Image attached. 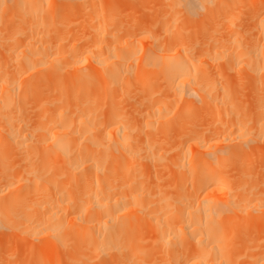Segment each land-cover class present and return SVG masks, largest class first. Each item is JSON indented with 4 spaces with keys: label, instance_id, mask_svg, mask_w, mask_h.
Segmentation results:
<instances>
[{
    "label": "bare ground",
    "instance_id": "1",
    "mask_svg": "<svg viewBox=\"0 0 264 264\" xmlns=\"http://www.w3.org/2000/svg\"><path fill=\"white\" fill-rule=\"evenodd\" d=\"M124 1L0 0L1 239L22 231L58 258L84 234L94 264H264V193L226 170L259 162L264 93L248 109L208 87L227 71L264 85V0H143L158 10L141 20ZM185 93L209 124L189 107L173 127L169 100ZM161 161L182 166L172 190L152 181ZM239 221L252 228L237 256Z\"/></svg>",
    "mask_w": 264,
    "mask_h": 264
},
{
    "label": "rangeland",
    "instance_id": "2",
    "mask_svg": "<svg viewBox=\"0 0 264 264\" xmlns=\"http://www.w3.org/2000/svg\"><path fill=\"white\" fill-rule=\"evenodd\" d=\"M129 0H127V2H128ZM134 2H135V0H133ZM139 1H141L142 3H144V1L143 0H138L137 1V5L135 6V4L134 5H130L131 4V2L132 1H130V3H128V5H130V7L128 6V11H129V13H132V11H131V9L130 8H132L134 11H133V14H134V12H135V10L136 9H134L133 7H135V8H137V7H139V8H137L138 10H136L137 11V13L136 14H134V15H131V17L129 16V14H128V12H127V9H126V11H124L125 10V8L127 7L126 6V4H125V6L126 7H124V9H123V7H122V10L124 11V13L125 14H128V16L130 17V18H132L133 16H136L135 18L136 19H139V18H142V19H144L143 17H145V19L147 18V17H149V18H151V17H153V16H155L156 15V13L154 12V10L155 11H157L158 9H156V8H153L152 10H151V12L149 11V10H146V9H149V8H151V5L152 4H150V6H149V3H151V2H149V1H147L146 2V4L148 3V7H144V5H145V3H144V5L142 6V3L141 2H139ZM123 2V1H122ZM127 2H125L124 1V3H127ZM124 3H120L121 5H123ZM133 3V2H132ZM141 4V5H140ZM124 6V5H123ZM62 7V6H61ZM60 7V8H61ZM144 7V8H143ZM146 8V9H145ZM62 9H64V7L63 8H61V11H65V10H62ZM139 11V12H138ZM144 12V13H143ZM63 13H65V14H63L64 16L65 15H68V13L67 12H63ZM142 13V14H141ZM152 14V15H151ZM70 15V14H69ZM68 15V17L67 18H72L73 16H72V14H71V16H69ZM127 16V17H128ZM79 17V16H78ZM78 17H74V20L75 21H73V22H76L77 23V21H79L80 22V20H78L79 18ZM62 18V17H61ZM61 18H59V19H61ZM70 18V19H71ZM75 18H77V19H75ZM134 18V17H133ZM134 18V19H135ZM65 20V19H64ZM68 22H70L71 20H68V19H66ZM66 20L64 21V22H66ZM73 20V19H72ZM139 20H141V19H139ZM199 20H200V16L199 15H197V16H194V24L196 25V27H197V22H199ZM68 22H66V24L68 23ZM82 22V21H81ZM80 22V23H81ZM71 23H72V21H71ZM69 23V24H67V26L66 27H68L69 29L71 28V30H72V32H74V30L73 29H80V28H77L78 27V25H82V24H78L77 25V27H75L74 26V24L75 23ZM242 24H248V22H244V23H242ZM74 26V27H73ZM73 27V28H72ZM80 27H82V26H80ZM76 31V30H75ZM79 31V30H78ZM77 32V31H76ZM75 32V33H76ZM225 33H226V31H225ZM153 35H154V33H152ZM152 38H153V36H152ZM145 44H148V42H144ZM242 71H239L238 72V74H239V78H236L235 77V75H234V72L233 71H227L226 73H225V75L223 76V77H217L216 78V80H214V81H212L211 82V84H210V86H208L210 89H211V91H212V93L213 94H217L218 96H219V98L220 99H226V98H228V94H230L229 93V91L228 90H232L233 92H236L235 93V96H236V98H238L239 99V101H240V98H242V100L246 103V106L248 107V109H252V107L254 106V103H255V100L256 99H258L260 96H262L261 94L262 93H264V85H262V84H260L259 83V85H257V86H254V84H247V83H245V82H243V83H240V82H242V81H244L243 80V78L241 77V75L243 74V73H241ZM259 74L261 75L262 74V72H259ZM226 79H228L229 81H227ZM236 82V83H235ZM228 83V84H227ZM245 83V84H244ZM229 84H235L234 86H231V85H229ZM228 85H229V87H228ZM263 91V92H262ZM165 92H168V93H170L169 91H165ZM264 95V94H263ZM241 100V101H242ZM188 101H193L192 103H188ZM240 101V102H241ZM238 102V101H237ZM240 102H238V104H240ZM125 105V104H124ZM168 106H170L171 107V114H170V120H171V124L173 125V127L175 128V129H178L179 127H180V123H182V122H186V119H187V116H186V118L185 119H183V118H181V119H179V120H177V115H178V113H185L186 111H188V109H189V107H190V115H191V118H193L195 121L196 120H199L201 117H204L205 115H202L201 114V110H202V106H201V98H200V95H196V96H190L188 93H185V95H184V97L182 98L181 97V95L180 94H177V95H174L173 96V98L172 99H170L169 100V105ZM126 107V106H125ZM128 108V107H127ZM176 108V112H174V109ZM240 109H239V107H236V111H239ZM250 112L249 111H247V112H242V117H244V116H248V114H249ZM208 116V115H207ZM207 116H205L203 119H204V122H203V124L204 125H207V123L209 124L210 122H211V120H210V118H212L211 116H210V118H209V120H210V122H208V117ZM227 116L228 115H223L222 116V119L224 120V119H226L227 118ZM247 118V117H246ZM175 132V131H174ZM175 134H176V132H175ZM174 133H172L171 135L174 137V135H175ZM170 138H171V136H169ZM172 137V138H173ZM171 138V139H172ZM169 139V138H168ZM264 140V139H263ZM250 148H251V152H254L255 154L256 153H262L261 154V157H262V155H264V153L262 152V151H264V142H261V143H259L258 145H253V143H250ZM246 147H248V146H246ZM189 149V147L187 146L186 147V150H188ZM193 151H197L198 152V150H195V149H193ZM190 151H188V152H186V153H189ZM172 153V152H171ZM259 158V162H256L255 164H254V168H251V170H250V172L251 173H247L246 175H243L244 174V170L242 169V168H238V167H235V166H232V167H228L226 170H227V173H228V175H232L233 177L232 178H234V181L235 182H238V183H243V184H247L248 186H253L254 188H256V189H258L260 192H262V193H264V161H262L261 159H264V157H262V158ZM15 166V168L14 169H16V167L18 166V165H14ZM13 165H11L10 166V168H12V171H14V169H13V167H14ZM20 167V166H19ZM19 167H17V171L18 170H20V169H18ZM188 167H189V163H188V161H187V159H186V168L188 169ZM21 168V167H20ZM182 168V166H180L179 168L176 166V165H173V164H171L169 161H161V162H158V169L156 170V168L153 170V175H152V177H154V178H152V181L154 180V182H155V180H156V184L157 185H159L158 187H160V188H162V189H167V190H172L173 189V176H174V173L177 171V170H180ZM9 171L10 172H12L11 171V169H8V173H9ZM242 172H243V174H242ZM233 173H235L234 175H233ZM237 173L240 175H237ZM65 177V176H64ZM64 177H62L61 178V180L63 181V179H64ZM65 178H67V177H65ZM69 178V177H68ZM60 179V178H59ZM59 182H60V185H62V184H65V185H67V186H70V184L68 185V184H66V183H68L69 182V180L67 181V179L65 180V183L64 182H62V181H60V180H58ZM73 181H75V180H73ZM73 181H72V183H73ZM76 182H78L77 180H76ZM75 182V183H76ZM181 183H183V180H181L180 181ZM62 183V184H61ZM70 183V182H69ZM59 184V183H58ZM74 184V183H73ZM72 185V184H71ZM74 185H76V184H74ZM73 185V186H74ZM77 185H78V183H77ZM77 185H76V188H77ZM80 185H82V183L80 184ZM64 186V185H63ZM67 186H65V187H67ZM58 187H60V186H58ZM72 187V186H71ZM80 188H82V186H80ZM69 189L70 190H74L73 188L71 189L70 187H69ZM69 189H67V191L69 190ZM78 190V189H77ZM78 192V191H77ZM240 222V221H239ZM241 224H243V223H241L240 222V224L238 223V226L239 227H237V225H236V227L234 226L233 228L232 227H229V229H227L226 230V232L228 231V240L230 239V244H231V242L232 241H235L236 239V242L234 243V242H232V244H231V246H233L234 247V249L236 250L234 253H236V255L238 254L239 255V253L240 252H238V250H241V248H242V245H241V240L242 239H240V238H242V236L244 235V233L246 232V231H248V229L249 228H252V227H248V224H246L247 226H244L243 228H241V226H243V225H241ZM245 224V223H244ZM248 229H247V228ZM72 228V227H71ZM241 229V231H239L238 229ZM231 229V230H230ZM238 230V231H237ZM244 230V231H243ZM250 230V229H249ZM5 231V230H4ZM3 231V235H2V239H1V237H0V264H38L39 262H40V260H39V258H40V256L42 255V252H43V256H41V260H42V257H44L45 258V256H46V258H45V260H46V262L47 261H49V263L48 264H69L68 263V261H70L69 259L71 258H76L77 257V254L79 253L80 254V256H79V254H78V256L81 258V254L84 256V255H86L90 250H89V248L87 249L86 248V240H85V238H82L83 239V241L81 242L80 240L81 239H79L80 237H83L84 236V234L83 235H81V234H79V233H77V235H81L80 237L78 236V237H76L77 238V240L79 241V245H78V241H76L75 242V240H74V238H75V236H74V238H73V236H69V235H72L73 233L72 232H70L69 234H67V245H64L65 247L66 246H68V247H66V250L64 249V246H61V241L59 240L58 241V258L56 257V256H53L52 254H50V252L48 251V249H47V251H46V246H44V243H43V245L42 246H40V243H41V240H42V238H41V240L40 241H38V238H36V237H34V238H32V237H27V236H25V234H23L22 233V231L21 232H14L13 230H6L5 232ZM69 231H73V229L72 230H69ZM76 231V230H75ZM232 231V232H231ZM74 232V231H73ZM236 232H239V233H236ZM72 233V234H71ZM231 233V236H232V234L233 233H236L235 235L233 234V236L232 237H229L230 234ZM15 236H14V235ZM74 234H75V232H74ZM237 235H238V237H237ZM241 235V236H240ZM12 236H14V238L16 237V239L14 240V238H12ZM240 236V237H239ZM9 237H11L12 239V241H10V242H12L11 243V245H10V242H9V244H7L8 245V247H7V245H6V240L9 238ZM85 237V236H84ZM232 238V239H231ZM238 238H239V240H238ZM31 239H37V240H31ZM233 239H235V240H233ZM9 240V239H8ZM8 240H7V242H8ZM13 240H14V243H13ZM73 240V241H72ZM85 240V241H84ZM240 241V242H239ZM45 242V241H44ZM81 242V243H80ZM69 243V244H68ZM75 243H76V246H75ZM84 243V244H83ZM235 244V245H234ZM45 245H46V243H45ZM83 245H85V247L83 246ZM10 246V247H9ZM43 246H44V248H43ZM73 246V247H72ZM236 246V247H235ZM13 247V248H12ZM15 247H17V248H15ZM44 249H42V248ZM63 247V248H62ZM241 247V248H240ZM20 248V249H19ZM74 248V249H73ZM239 248V249H238ZM16 250V251H13V250ZM88 251L86 254H84L85 253V251L86 250ZM18 250H20L19 252H17ZM74 250H76L77 251V253L74 251ZM82 250V251H81ZM12 251H13V254H12ZM15 252V253H14ZM83 252V253H82ZM90 253H91V251H90ZM92 254V253H91ZM90 254V255H91ZM49 255H50V257H49ZM89 255V254H88ZM88 255H86V256H84V260L82 259V261L84 262V264H92L91 262H93V264L94 263H96V262H94V260H96L95 258L96 257H92L93 255H91V257L93 258L92 260H87L86 258H87V256ZM235 255V256H236ZM237 255V256H238ZM72 256V257H71ZM76 256V257H75ZM31 257V258H30ZM37 257V258H36ZM49 259H48V258ZM70 257V258H69ZM78 257V258H79ZM90 257V256H89ZM88 257V258H89ZM28 258H30L31 259V261L29 262V260H28ZM33 258V259H32ZM78 258H76V259H78ZM98 258V257H97ZM100 258V259H99ZM97 260L99 261V264H105L104 262H106V261H104V258L103 257H99ZM241 258V257H240ZM38 261H37V260ZM58 259V260H57ZM236 259V258H235ZM237 259H238V257H237ZM73 260V259H72ZM87 260V261H86ZM239 260V259H238ZM43 261V263H46L44 260H42ZM42 261H41V263H42ZM55 261V262H54ZM67 261V262H66ZM77 263H76V262ZM91 261V262H90ZM241 261H242V258H241ZM53 262V263H52ZM71 262V261H70ZM81 262V260L80 261H77V260H74V261H72L71 263L72 264H82V263H80ZM46 263V264H47ZM70 263V264H71ZM40 264V263H39Z\"/></svg>",
    "mask_w": 264,
    "mask_h": 264
}]
</instances>
